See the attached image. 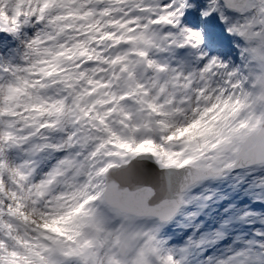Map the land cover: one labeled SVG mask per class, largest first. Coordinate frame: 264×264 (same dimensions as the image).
I'll list each match as a JSON object with an SVG mask.
<instances>
[{
    "label": "snow or ice",
    "instance_id": "1",
    "mask_svg": "<svg viewBox=\"0 0 264 264\" xmlns=\"http://www.w3.org/2000/svg\"><path fill=\"white\" fill-rule=\"evenodd\" d=\"M0 264H264V0H0Z\"/></svg>",
    "mask_w": 264,
    "mask_h": 264
}]
</instances>
